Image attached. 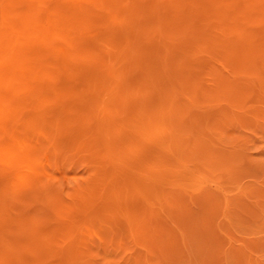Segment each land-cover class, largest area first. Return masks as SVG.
Listing matches in <instances>:
<instances>
[{"label":"rangeland","instance_id":"1","mask_svg":"<svg viewBox=\"0 0 264 264\" xmlns=\"http://www.w3.org/2000/svg\"><path fill=\"white\" fill-rule=\"evenodd\" d=\"M21 1L0 264H264V0Z\"/></svg>","mask_w":264,"mask_h":264},{"label":"bare ground","instance_id":"2","mask_svg":"<svg viewBox=\"0 0 264 264\" xmlns=\"http://www.w3.org/2000/svg\"><path fill=\"white\" fill-rule=\"evenodd\" d=\"M20 1H21V0H20ZM24 1H25V0H24ZM24 1H23V2H24ZM28 1H29V0H28ZM39 1H40V0H39ZM42 1H43V0H42ZM212 1H213V0H211V2H212ZM216 1H217V0H216ZM224 1H225V0H224ZM33 2H34V1H33ZM127 2H128V1H127ZM211 2H210V3H211ZM214 2H215V0H214ZM222 2H223V0H222ZM229 2H230V1H229ZM233 2L235 3V0H234V1L232 0V3H233ZM236 2H240V3H241L240 0H236ZM21 3H22V1L20 2V5L23 4V3H22V4H21ZM29 3H31V2H29ZM29 3H28V5H29ZM217 3H218V2H216V4H217ZM219 3H220V2H219ZM3 4H4V3H3ZM5 4H6V3H5ZM39 4H40V3L38 2V7L40 6ZM41 4H42V3H41ZM211 4H212V3H211ZM211 4H210V5H211ZM213 4H214V3H213ZM213 4H212V7L214 8ZM221 4H222V3H220V5H221ZM243 4H244V3H243ZM243 4H241L242 7H243ZM250 4H253V3L251 2ZM220 5H218V6L220 7ZM225 5H226V3H225ZM225 5H223V4L221 5V6H222V9H223V6H225ZM253 5H254V4H253ZM256 5H257V4H256ZM256 5H255V6H256ZM260 5H262V4H260ZM22 6L24 7V4H23ZM25 6H26V4H25ZM41 6L44 7L43 4H42ZM255 6L252 7V8H255ZM2 7H3V6H2ZM23 7H21V8L23 9ZM27 7H28V6H27ZM42 7H39V8H42ZM129 7H130V6H129ZM219 7H218V8H219ZM225 7H226V9H227V7H228V9H230L229 6H227V5H226ZM239 7H240V6H238V8H239ZM247 7H248V5H247ZM256 7H257V6H256ZM3 8H4V7H3ZM72 8H73V7H72ZM28 9H29V8H28ZM35 9H36V8H35ZM219 9H220V8H219ZM224 9H225V8H224ZM228 9H227V11H228ZM232 9H233V8H232ZM232 9H230V10H232ZM239 9L242 11L241 7H240ZM244 9L246 10L245 7H244ZM248 9H249V7H248ZM24 10H26V9L24 8ZM78 10H79V9H78ZM215 10H216V9H215ZM234 10L237 11L238 9L235 7ZM254 10H255V9H254ZM222 11H223V10H222ZM249 11H250V9H249ZM262 11H264V8H262ZM80 12H81V10H80ZM217 12H218V11H217ZM224 12H225V11H224ZM229 12H230V11H229ZM229 12H227V13H229ZM231 12H232V11H231ZM244 12H245V11H244ZM250 12H251V11H250ZM256 12L258 13V11H256ZM235 13H238V12H235ZM246 13H247V11H246ZM254 13H255V12H254ZM254 13H252V15H254ZM257 13H256V15H257ZM36 14H37V13H36ZM73 14H75V13H73ZM73 14H72V15H73ZM78 14H79V13H78ZM161 14H162V13H161ZM223 14H224V13H222V15H223ZM232 14H234V13H232ZM240 14H242V13H238L239 16H240ZM247 14H248V13H247ZM258 14H259V13H258ZM3 15H4V13H3ZM7 15H8V14H7ZM83 15H84V14H83ZM225 15H227V14H225ZM235 15H236V14H234V16H235ZM242 15H243V14H242ZM252 15H251V16H252ZM256 15H254V16H256ZM261 15H262V14H261ZM5 16H6V15H5ZM5 16H4V17H5ZM88 16H89V15H88ZM218 16H219V15H218ZM220 16H221V15H220ZM220 16H219V17H220ZM234 16H233V17H234ZM236 16H237V15H236ZM239 16H238V17H239ZM247 16H248V15H247ZM6 17H7V16H6ZM8 18H9V17H8ZM70 18H71V17H70ZM89 18H90V17H89ZM229 18H230V16L228 17V19H229ZM242 18H243V16H242ZM246 19H247V17H246ZM6 20H7V18H6ZM233 20H234V19H233ZM236 20L238 21V18H237ZM2 21H3V23H5V19H2ZM10 21H11V20H9V23H10ZM27 21H28V20H27ZM29 21L31 22V20H29ZM29 21H28V22H29ZM77 21H78V20H77ZM219 21H220V20H219ZM228 21H229V20H228ZM228 21H226V22H228ZM239 21H242V19L239 20ZM30 22H29V23H30ZM214 22H215V21H214ZM232 22H233V21H232ZM234 22H236V21H234ZM7 23H8V22H7ZM72 23H73V22H72ZM77 23H79V22H77ZM195 23H196V22H195ZM30 24H31V26H32V25H33V21H32V23H30ZM51 24H52V23H51ZM59 24H60V23H59ZM62 24H63V22H62ZM189 24H190V23H189ZM230 24H231V23H230ZM3 25H4V24H3ZM9 25H10V24H8V26H9ZM83 25H84V24H83ZM83 25H82V26H83ZM57 26H58V24H57ZM227 26H228V30H229V32H230V29H231L232 27H231V25H230V29H229V25H227ZM227 26H225L226 29H227ZM239 26H240V24H239ZM58 27H59V29L62 28V29H60V31L63 30V29L65 28L64 26H62V27L58 26ZM58 27H57V28H58ZM234 27H235V26H234ZM234 27H233V28H234ZM236 27H237V26H236ZM3 28H4V27H3ZM3 28H2V29H3ZM5 28H6V27H5ZM7 28L10 30L9 27H7ZM233 28H232V29H233ZM237 28H238V27H237ZM32 29H33V28H32ZM59 29H58V31H59ZM238 29H239V28H238ZM238 29H237V30H238ZM240 30H241V29H240ZM66 31H67V30H66ZM234 31H235V30H234ZM61 32H62V31H61ZM226 32H227V31L225 30V33H226ZM229 32H228V34H229ZM232 32H233V30H232ZM57 33H58V32H57ZM67 33L69 34V32H67ZM233 33H234V32H233ZM233 33H232V34H233ZM223 34H224V33H223ZM237 34H239V33H234V35H236V36H237ZM56 35H57V34H56ZM72 35H73V34H72ZM226 36H227V34H226ZM232 36H233V35H232ZM236 36H235V39H236ZM229 37H230V36H229ZM239 37H240V36H239ZM239 37H238V38H239ZM3 38H4V37H3ZM226 38H227V37H225V39H226ZM230 38H231V37H230ZM241 38H242V37H241ZM6 39H7V38H6ZM170 39H171V38H170ZM225 39H224V40H225ZM243 39H244V38H243ZM248 39H249V38H248ZM14 40H15V39L13 38V39L10 40V41L14 42ZM239 40H242V39H239ZM246 40H247V39H246ZM258 40H259V39H258ZM258 40H256V41H258ZM260 40L262 41V39H260ZM233 41H234V40H233ZM235 41H236V40H235ZM242 41H243V40H242ZM242 41H241V44H244V45H245L246 42H245V43H244V42L242 43ZM250 41H251V40H250ZM254 41H255V40H254ZM258 42H259V41H258ZM10 43H11V42H10ZM15 43H17L16 40H15ZM232 43H233V42H232ZM248 43H249V42H248ZM252 43H253V41H252ZM261 43H262V42H261ZM233 44H234V43H233ZM259 44H260V43H259ZM26 45H27V48H26V49L23 48L24 51L27 50V49L29 48V46H28L29 44L26 43ZM228 45H229V44H228ZM236 45H237V44H235V46H236ZM252 45H254V44H251V46H252ZM261 45H262V44H261ZM13 46H14V45H13ZM223 46H224V45H223ZM232 46H233V45H232ZM235 46H234V47H235ZM255 46H257V42H256V45H255ZM25 47H26V46H25ZM236 47H237V46H236ZM238 47H239V45H238ZM253 47H254V46H253ZM257 47L264 49V46H262V47H261V46H257ZM6 48H7V47H6ZM229 48H230V47H229ZM242 48H244V47H242ZM251 48H252V47H251ZM57 49H58V47H57ZM148 49H149V48H148ZM224 49H225V48H224ZM246 49H247V48H246ZM253 49L256 50L257 48L255 47V48H253ZM12 50H13V49H12ZM55 50H56V49H55ZM158 50H159V49H158ZM255 50H254V52L252 51V53H256ZM257 50H259L260 52H262V50H260V49H257ZM257 50H256V51H257ZM24 51H23V54H24ZM56 51H57V50H56ZM229 51H230V50H229ZM231 51H232V50H231ZM235 51H237V50H235ZM259 51H258V52H259ZM6 52H7V51H6ZM247 52H248V51H247ZM258 52H257V53H258ZM25 53H26V52H25ZM158 53H159V52H158ZM229 53H230V52H229ZM244 53H246V52L244 51ZM244 53H243V54H244ZM248 53H249V52H248ZM143 54H144V53H143ZM243 54H242V55H243ZM249 54H250V53H249ZM259 54H260V53H259ZM2 55H3V54H2ZM2 55H1V56H2ZM261 55H262V54H261ZM56 57H57V56H56ZM246 57H247V56H246ZM255 57H256V56H255ZM107 58H108V57H107ZM229 58H230V57H229ZM231 58H232V57H231ZM250 58H252V57L250 56ZM253 58H254V56H253ZM253 58H252V59H253ZM141 59H142V58H141ZM234 59H236V58H234ZM109 60H110V59H109ZM112 60H114V59H112ZM243 60H244V59H243ZM5 61H6V60H5ZM10 61H11V63H13V62H12V59H8V62H9V63H10ZM24 61H25V60H24ZM27 61H28V60H27ZM27 61H25V62L27 63ZM233 61H234V60H233ZM238 61H239V60H238ZM247 61H250V59H249V60L247 59ZM247 61H246V63H247ZM11 63H10V64H11ZM14 63H16V62H14ZM14 63L11 64L10 67H11V66H14V65H15ZM238 63H240V62H238ZM0 64H1V60H0ZM23 64H25V63H23ZM237 65H238V64H235V66H237ZM243 66H244V65H243ZM240 67H241V66H240ZM71 69H72V68H71ZM233 69H234V68H233ZM238 69H239V68H238ZM24 72H25V70H24ZM114 75H116V74H114ZM228 82H229V81H228ZM45 84H46V83H45ZM29 108H30V106H29ZM103 109H104V108H103ZM105 109H106V108H105ZM47 113H48V112H47ZM48 123H49V122H48ZM57 123H58V122H57ZM0 128H1V127H0ZM39 134H40V133H39ZM44 140H45V139H44ZM48 141H49V140H48ZM203 151H205V150H203ZM46 156H47V155H46Z\"/></svg>","mask_w":264,"mask_h":264}]
</instances>
